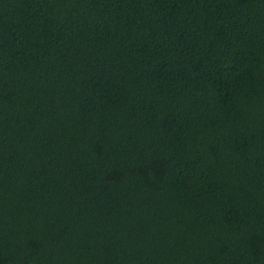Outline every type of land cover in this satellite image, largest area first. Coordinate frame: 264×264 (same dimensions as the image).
<instances>
[{"label":"trees","instance_id":"16d2710c","mask_svg":"<svg viewBox=\"0 0 264 264\" xmlns=\"http://www.w3.org/2000/svg\"><path fill=\"white\" fill-rule=\"evenodd\" d=\"M0 264H264V0H0Z\"/></svg>","mask_w":264,"mask_h":264}]
</instances>
